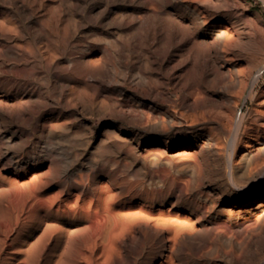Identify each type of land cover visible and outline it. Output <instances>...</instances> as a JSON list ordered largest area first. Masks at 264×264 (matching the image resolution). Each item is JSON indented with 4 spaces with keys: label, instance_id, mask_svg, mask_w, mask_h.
Returning a JSON list of instances; mask_svg holds the SVG:
<instances>
[{
    "label": "bare ground",
    "instance_id": "1",
    "mask_svg": "<svg viewBox=\"0 0 264 264\" xmlns=\"http://www.w3.org/2000/svg\"><path fill=\"white\" fill-rule=\"evenodd\" d=\"M252 7L0 0V264H264Z\"/></svg>",
    "mask_w": 264,
    "mask_h": 264
},
{
    "label": "rangeland",
    "instance_id": "2",
    "mask_svg": "<svg viewBox=\"0 0 264 264\" xmlns=\"http://www.w3.org/2000/svg\"><path fill=\"white\" fill-rule=\"evenodd\" d=\"M249 2L253 3V7L251 8L252 11H262L264 15V7L261 3H257L254 0H249Z\"/></svg>",
    "mask_w": 264,
    "mask_h": 264
}]
</instances>
